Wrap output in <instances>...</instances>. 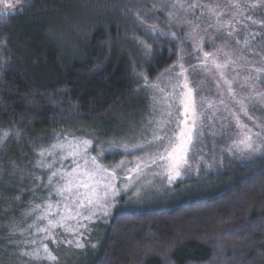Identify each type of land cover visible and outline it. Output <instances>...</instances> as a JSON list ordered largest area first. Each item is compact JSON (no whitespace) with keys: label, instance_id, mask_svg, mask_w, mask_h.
Masks as SVG:
<instances>
[{"label":"rangeland","instance_id":"374dc122","mask_svg":"<svg viewBox=\"0 0 264 264\" xmlns=\"http://www.w3.org/2000/svg\"><path fill=\"white\" fill-rule=\"evenodd\" d=\"M24 1L0 0L2 17L19 12ZM117 11L133 25L124 32L126 43L141 45L130 33L146 30L177 47L180 61L153 75L133 68L135 94L109 122L73 114L64 131L23 134L6 151L0 264H83L116 212L169 204L192 191L186 179L200 186L233 167L264 161V0H120ZM255 40L262 51L252 56ZM181 130L186 162L173 168L170 145ZM12 135L2 127L0 144ZM92 157L115 172L113 187L104 181L98 188L106 207L86 206L80 216L61 220L75 197L57 189L79 177L86 161L90 168Z\"/></svg>","mask_w":264,"mask_h":264},{"label":"trees","instance_id":"16d2710c","mask_svg":"<svg viewBox=\"0 0 264 264\" xmlns=\"http://www.w3.org/2000/svg\"><path fill=\"white\" fill-rule=\"evenodd\" d=\"M119 1L25 0L0 16V132H13L0 144L2 165L23 134L64 131L73 114L109 122L135 94L133 68L153 75L180 61L177 47L146 30L130 33L143 46L126 43L133 25ZM261 48L255 40L252 56ZM190 180L192 191L169 204L113 214L83 264H264V161Z\"/></svg>","mask_w":264,"mask_h":264},{"label":"snow or ice","instance_id":"6c2138e0","mask_svg":"<svg viewBox=\"0 0 264 264\" xmlns=\"http://www.w3.org/2000/svg\"><path fill=\"white\" fill-rule=\"evenodd\" d=\"M5 7L6 8L11 7V5L6 4ZM2 15H5V12L0 11V16ZM185 111H187V106H185ZM177 141L178 142L170 145L171 151L169 152V157L172 159L173 168H177L182 161L186 162L187 147L184 141V132L182 130L177 136ZM90 143L91 142L88 140L83 141V144L85 146L89 145ZM246 147L250 148L251 145L248 144L246 145ZM91 165L92 166L88 168L86 161L85 170L80 174L79 177L67 179L66 182L57 189L58 195H63L64 193H68L70 196L75 197V199L72 201L71 204L65 203L64 210L68 215L66 217H61V220L80 216L82 214L80 210L82 208H85L86 206L98 205L101 208L106 207L104 204L101 203L102 197L99 195L98 188L102 182L109 181V178L115 179V172L113 171L109 173L107 168H104L97 163L95 157L91 158ZM77 167L79 168L80 166L78 165ZM176 174L179 175V172L177 171ZM53 175H56V173H53ZM104 187L107 189L113 187V185L109 181L108 183L104 184ZM74 188L75 189L85 188V189H89V191L85 193H79L78 191L73 193ZM106 195L107 192H105V196ZM73 206L76 209L74 215L72 211ZM89 211L91 212V208H89ZM77 246L82 247V245L80 244H77ZM45 251H47L46 247H45ZM53 259L55 258L53 257Z\"/></svg>","mask_w":264,"mask_h":264}]
</instances>
